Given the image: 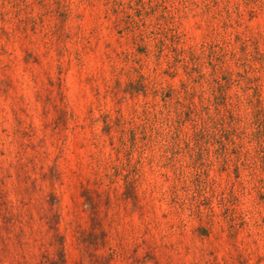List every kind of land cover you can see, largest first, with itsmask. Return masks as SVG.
<instances>
[{
    "label": "clouds",
    "instance_id": "9594fccd",
    "mask_svg": "<svg viewBox=\"0 0 264 264\" xmlns=\"http://www.w3.org/2000/svg\"><path fill=\"white\" fill-rule=\"evenodd\" d=\"M0 264H264V0H0Z\"/></svg>",
    "mask_w": 264,
    "mask_h": 264
}]
</instances>
